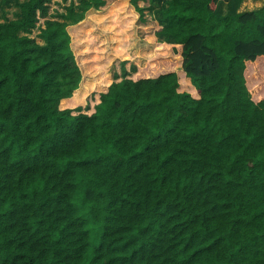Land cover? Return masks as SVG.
<instances>
[{
    "label": "trees",
    "instance_id": "16d2710c",
    "mask_svg": "<svg viewBox=\"0 0 264 264\" xmlns=\"http://www.w3.org/2000/svg\"><path fill=\"white\" fill-rule=\"evenodd\" d=\"M111 1L42 27L49 0H0V264H264V5ZM147 9L155 48L128 52L155 55L98 89Z\"/></svg>",
    "mask_w": 264,
    "mask_h": 264
},
{
    "label": "rangeland",
    "instance_id": "374dc122",
    "mask_svg": "<svg viewBox=\"0 0 264 264\" xmlns=\"http://www.w3.org/2000/svg\"><path fill=\"white\" fill-rule=\"evenodd\" d=\"M107 6L104 8L100 13H96L94 11H89L85 15V19H92L95 20L97 25L100 27L101 23L103 25V21L101 20L106 19L111 13L110 7H112V1L107 0ZM139 7H144L146 3L144 1L138 2ZM49 10L46 17H39L38 25H43V20L51 17H59L61 18L62 15L66 13V8L69 6V1L64 2L63 0H49L48 3ZM223 9L225 10L226 7L223 5ZM17 11V7L13 4L3 7V12L5 15L7 14L8 19H12L14 16L13 14ZM1 12V11H0ZM116 15H114L115 17ZM145 17V18H144ZM143 18L145 22H141L139 20V15L135 14L132 20H126L123 18L122 20H116L114 24L111 26L112 32L108 34L109 42L112 44L111 51L113 53V59L110 61L108 68L106 69V73L104 75V83L102 84L100 81L98 82V89H101L107 86L112 80L119 81L125 74L127 73V77L133 79L135 74L131 71L132 67L135 66L138 69L142 68L146 65L148 60L152 58H148L145 64L141 67L138 66L137 63L133 60V56L129 54L128 48L130 47V37L131 32L135 30L136 37L141 40V42H150L153 44L155 48L156 40L158 38L155 35V31L158 29L159 25L156 20L155 14L152 10L144 11ZM101 19V20H100ZM39 32L38 28H35L30 36L35 38L36 42L42 44L41 39L37 37ZM124 62V63H123ZM124 64L125 70L122 69V65ZM106 89V88H105ZM105 91V90H103ZM98 94L97 92H91L85 102V106L87 107L86 112L92 113L93 109L92 106L97 103Z\"/></svg>",
    "mask_w": 264,
    "mask_h": 264
},
{
    "label": "crops",
    "instance_id": "0c3cea01",
    "mask_svg": "<svg viewBox=\"0 0 264 264\" xmlns=\"http://www.w3.org/2000/svg\"><path fill=\"white\" fill-rule=\"evenodd\" d=\"M68 1L70 2V0H68ZM243 1H244V0H243ZM243 1H242V3L240 4V6H239V8H238V12H245V11L256 10V9L261 8V7L264 5V1H263V3L261 4V6H259V7H256V8H254V9H246V8H242ZM138 6H139V5H138ZM51 19H55V20H59V21H63V19H61V18H59V17H51ZM66 22L71 23L70 21H66ZM41 42H42V41H41ZM100 82H101V81H100ZM103 90L106 91L105 88H104ZM103 90H102V91H103ZM105 91H103V92H105Z\"/></svg>",
    "mask_w": 264,
    "mask_h": 264
},
{
    "label": "clouds",
    "instance_id": "9594fccd",
    "mask_svg": "<svg viewBox=\"0 0 264 264\" xmlns=\"http://www.w3.org/2000/svg\"><path fill=\"white\" fill-rule=\"evenodd\" d=\"M48 19V18H47ZM44 21V20H43ZM43 27V25H41Z\"/></svg>",
    "mask_w": 264,
    "mask_h": 264
}]
</instances>
